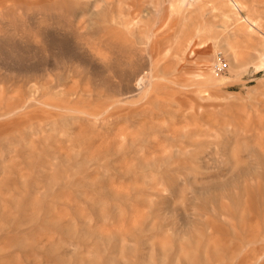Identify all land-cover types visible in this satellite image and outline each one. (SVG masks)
Masks as SVG:
<instances>
[{"label":"rangeland","instance_id":"374dc122","mask_svg":"<svg viewBox=\"0 0 264 264\" xmlns=\"http://www.w3.org/2000/svg\"><path fill=\"white\" fill-rule=\"evenodd\" d=\"M234 1L0 0V264H264V0Z\"/></svg>","mask_w":264,"mask_h":264},{"label":"bare ground","instance_id":"6f19581e","mask_svg":"<svg viewBox=\"0 0 264 264\" xmlns=\"http://www.w3.org/2000/svg\"><path fill=\"white\" fill-rule=\"evenodd\" d=\"M176 2V1H175ZM174 2V3H175ZM229 4L233 7V8H235V9H239L238 8V6H239V4L236 2V1H234V0H229ZM248 19V18H247ZM245 21H247V24H248V27L250 28V27H252V26H255L254 25V23L255 22H253L252 20H245ZM247 27V28H248ZM201 52H203V53H209V51H208V49H205L204 47L203 48H201V50H200ZM209 66V63L208 62H205L204 63V67H205V69L207 68ZM209 81H211V78L209 79Z\"/></svg>","mask_w":264,"mask_h":264},{"label":"built area","instance_id":"2783aa9c","mask_svg":"<svg viewBox=\"0 0 264 264\" xmlns=\"http://www.w3.org/2000/svg\"><path fill=\"white\" fill-rule=\"evenodd\" d=\"M217 58L218 59L213 64V69L215 71H217V72H220V71L224 70V68H225V62L222 59H220V55H218Z\"/></svg>","mask_w":264,"mask_h":264}]
</instances>
